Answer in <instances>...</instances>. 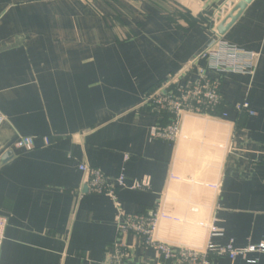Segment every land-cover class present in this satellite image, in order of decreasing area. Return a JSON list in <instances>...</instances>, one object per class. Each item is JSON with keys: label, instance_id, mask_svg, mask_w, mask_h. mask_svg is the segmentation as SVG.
I'll list each match as a JSON object with an SVG mask.
<instances>
[{"label": "crops", "instance_id": "0c3cea01", "mask_svg": "<svg viewBox=\"0 0 264 264\" xmlns=\"http://www.w3.org/2000/svg\"><path fill=\"white\" fill-rule=\"evenodd\" d=\"M239 2L0 0V159L12 153L0 165V264H113L120 212L157 207L163 242L264 243V0H252L224 36L215 31L258 55L251 76L223 78L224 118L186 117L169 143L153 136L160 120L144 105L171 78L196 79L184 69ZM241 103L252 116L232 109ZM20 136L37 137L35 149H13ZM81 164L107 176L113 197L87 189ZM120 176L150 190L116 187ZM123 242L121 264H171L132 235ZM211 261L264 264V254Z\"/></svg>", "mask_w": 264, "mask_h": 264}, {"label": "built area", "instance_id": "2783aa9c", "mask_svg": "<svg viewBox=\"0 0 264 264\" xmlns=\"http://www.w3.org/2000/svg\"><path fill=\"white\" fill-rule=\"evenodd\" d=\"M240 0H233L234 3ZM221 16L227 14L219 9ZM215 20V19H214ZM213 20V24L217 21ZM216 38L212 39L206 49L184 69V75L196 73V79L181 84V76H176L166 81L150 95L144 103L158 119V125L153 130V136L162 141L176 143L180 138L181 125L185 117L200 119H214L225 117L221 113L223 102L220 95V85L226 75L251 76L258 58L257 54L244 51L225 42L216 34V29L211 28ZM203 61V66L199 62ZM237 113H247L252 116L247 103L236 104L232 107ZM2 118L0 117V123ZM37 137L20 136L12 144L15 150L32 151L35 149ZM43 146L48 147L51 141L48 137H40ZM83 176V184L93 194L113 197L114 186L109 183L107 176L99 169L86 164L79 165ZM116 187L127 188L134 191L146 192L150 190L147 181L125 183L124 177L114 179ZM117 240L114 244L115 253L110 257L113 264H121L127 257L123 240L132 235L140 240L142 245L154 251L155 257L171 264H212L213 258H226L234 261L241 257L247 258L250 254H264V243L250 245L243 249L234 248L231 244L217 247L207 243L203 250L191 249L183 246L172 245L158 238L161 221L159 207L155 211L144 214H126L120 212L117 217ZM7 221L0 216V249L4 240ZM219 231L210 229V236H220Z\"/></svg>", "mask_w": 264, "mask_h": 264}, {"label": "water", "instance_id": "95a60500", "mask_svg": "<svg viewBox=\"0 0 264 264\" xmlns=\"http://www.w3.org/2000/svg\"><path fill=\"white\" fill-rule=\"evenodd\" d=\"M252 0H241L233 9L231 13L227 15L225 20H223L220 25L217 27V33L220 36H224L228 29L234 24L237 18L245 10L246 6L251 3ZM11 152L5 153L0 159V165L7 163L10 160Z\"/></svg>", "mask_w": 264, "mask_h": 264}, {"label": "bare ground", "instance_id": "6f19581e", "mask_svg": "<svg viewBox=\"0 0 264 264\" xmlns=\"http://www.w3.org/2000/svg\"><path fill=\"white\" fill-rule=\"evenodd\" d=\"M187 117H188V116H187ZM185 118H186V117H185ZM185 118H184V119H185ZM188 118H190V117H188ZM188 118H187V119H188ZM190 120H191V119H190ZM190 120L185 121V125H186V127H187V124L190 123ZM195 121H196V120H195ZM200 121H201V120H200ZM185 125H184V126H185ZM205 125H206V124H205ZM204 128H205V127H204ZM192 129L194 130V125L192 126ZM193 130H192V132H193ZM183 131H184V130H183ZM198 131H199V129H198ZM181 132H182V131H181ZM200 132H202L201 129H200ZM201 137H202V136H201ZM197 138H198V137H197ZM198 140H199V139H198ZM201 154H202V152H201L200 147H199V150H198V152H197V155L200 156Z\"/></svg>", "mask_w": 264, "mask_h": 264}, {"label": "rangeland", "instance_id": "374dc122", "mask_svg": "<svg viewBox=\"0 0 264 264\" xmlns=\"http://www.w3.org/2000/svg\"><path fill=\"white\" fill-rule=\"evenodd\" d=\"M200 251V250H199Z\"/></svg>", "mask_w": 264, "mask_h": 264}]
</instances>
